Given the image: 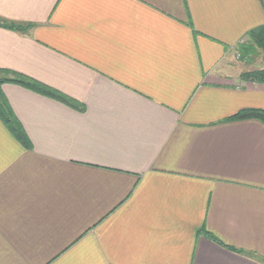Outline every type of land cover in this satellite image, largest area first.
Segmentation results:
<instances>
[{
    "label": "crops",
    "instance_id": "obj_1",
    "mask_svg": "<svg viewBox=\"0 0 264 264\" xmlns=\"http://www.w3.org/2000/svg\"><path fill=\"white\" fill-rule=\"evenodd\" d=\"M261 27L264 0H0V71L70 102L0 85V264H264V124L230 120L264 111L234 60Z\"/></svg>",
    "mask_w": 264,
    "mask_h": 264
},
{
    "label": "trees",
    "instance_id": "obj_2",
    "mask_svg": "<svg viewBox=\"0 0 264 264\" xmlns=\"http://www.w3.org/2000/svg\"><path fill=\"white\" fill-rule=\"evenodd\" d=\"M5 27L9 29H16V27L8 26V25H5ZM248 39L250 41V44H249V46L251 47L250 50L257 48L264 55V27L251 31L248 34ZM0 73L7 74V75L10 74L9 72H5V71H0ZM11 76H12L11 78L0 79V85L2 83L16 84L26 89H29L31 91H34L38 94H41L43 96L57 100L59 102L67 103V104L70 103L63 96L58 95L57 93L49 90L46 87L39 85L38 83L30 79H27L18 74H11ZM241 79L264 85V67L258 70H254L252 72H246L244 74H241ZM0 118L2 122L4 123V125L6 126V128L11 132V134L14 135V137L17 140H19L22 144H25L26 143L25 136L22 130L20 129L17 121L15 120L12 113L10 112L8 105L6 101L3 99V97L1 96V94H0ZM242 119H254L264 124V111L263 110H244L230 118V120H242Z\"/></svg>",
    "mask_w": 264,
    "mask_h": 264
},
{
    "label": "rangeland",
    "instance_id": "obj_3",
    "mask_svg": "<svg viewBox=\"0 0 264 264\" xmlns=\"http://www.w3.org/2000/svg\"><path fill=\"white\" fill-rule=\"evenodd\" d=\"M249 44L250 41L247 38L241 41L240 45L234 49V60L235 63L240 66L242 74L246 73L248 70L249 72H252L264 67V55L257 48L250 50L251 47ZM11 77L12 76L10 74L7 75L0 73V79Z\"/></svg>",
    "mask_w": 264,
    "mask_h": 264
}]
</instances>
